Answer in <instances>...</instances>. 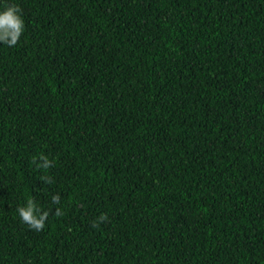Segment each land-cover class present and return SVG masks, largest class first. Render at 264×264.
I'll return each mask as SVG.
<instances>
[{"label": "trees", "instance_id": "obj_1", "mask_svg": "<svg viewBox=\"0 0 264 264\" xmlns=\"http://www.w3.org/2000/svg\"><path fill=\"white\" fill-rule=\"evenodd\" d=\"M8 4L0 264H264V0Z\"/></svg>", "mask_w": 264, "mask_h": 264}, {"label": "clouds", "instance_id": "obj_2", "mask_svg": "<svg viewBox=\"0 0 264 264\" xmlns=\"http://www.w3.org/2000/svg\"><path fill=\"white\" fill-rule=\"evenodd\" d=\"M25 28L24 19L22 16V9L17 4H8L2 11H0V42L7 44L10 47L15 46ZM40 163H36V158H33V163L37 168L47 170L53 167V161L47 156L41 154L39 157ZM41 180L45 183H52V178L49 176H42ZM55 204H60V196L57 194L52 197ZM19 216L23 223L27 224L30 229L35 231H43L48 220L49 212L44 211L38 207L34 199L29 198L26 206L17 209ZM57 217H62L64 212L60 208L55 209L54 213ZM109 217L107 214H101L96 220L93 221L92 227H99L101 223L108 222Z\"/></svg>", "mask_w": 264, "mask_h": 264}]
</instances>
